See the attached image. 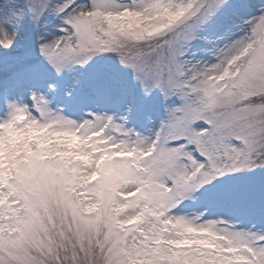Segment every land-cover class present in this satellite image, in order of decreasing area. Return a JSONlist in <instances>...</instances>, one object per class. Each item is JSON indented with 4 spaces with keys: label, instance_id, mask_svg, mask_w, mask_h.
<instances>
[{
    "label": "snow or ice",
    "instance_id": "6c2138e0",
    "mask_svg": "<svg viewBox=\"0 0 264 264\" xmlns=\"http://www.w3.org/2000/svg\"><path fill=\"white\" fill-rule=\"evenodd\" d=\"M0 264H264V0H0Z\"/></svg>",
    "mask_w": 264,
    "mask_h": 264
}]
</instances>
